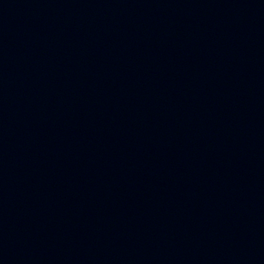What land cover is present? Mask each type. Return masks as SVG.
Instances as JSON below:
<instances>
[{"label":"water","instance_id":"obj_1","mask_svg":"<svg viewBox=\"0 0 264 264\" xmlns=\"http://www.w3.org/2000/svg\"><path fill=\"white\" fill-rule=\"evenodd\" d=\"M0 264H264V0H0Z\"/></svg>","mask_w":264,"mask_h":264}]
</instances>
